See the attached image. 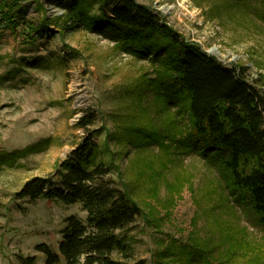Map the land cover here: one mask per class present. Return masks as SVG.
<instances>
[{
	"label": "rangeland",
	"instance_id": "rangeland-1",
	"mask_svg": "<svg viewBox=\"0 0 264 264\" xmlns=\"http://www.w3.org/2000/svg\"><path fill=\"white\" fill-rule=\"evenodd\" d=\"M69 1L41 0L40 10L29 0L27 18L62 16ZM86 1L95 10L100 3ZM135 1L226 68L247 67L250 83L264 80V0ZM51 30L25 45L18 33L0 28V264H19L18 255H37L45 264L35 248L47 244L57 252L66 220L85 222L79 204L15 196L27 181L55 173L85 135L77 128L84 118L92 121L88 130L96 132L100 158L111 168L108 178L143 211L124 232L132 257L115 253V260L165 264L196 244L216 264H264V227L249 200L233 191L211 154L180 144L190 133L188 119L173 128L176 141L164 139L167 146L157 139L165 128H138L169 122L175 111L160 115L150 94L141 101L131 97L155 78L150 59L118 49L84 24ZM139 132L153 136L146 147L129 141L128 133ZM5 154L17 159L8 164ZM233 250L237 255L228 257Z\"/></svg>",
	"mask_w": 264,
	"mask_h": 264
},
{
	"label": "trees",
	"instance_id": "trees-1",
	"mask_svg": "<svg viewBox=\"0 0 264 264\" xmlns=\"http://www.w3.org/2000/svg\"><path fill=\"white\" fill-rule=\"evenodd\" d=\"M28 1L0 0V28L18 33L25 45L51 35L52 26L73 21L113 40L118 49L150 59L155 78L142 82L131 97L141 101L150 94L160 115H171L174 106L175 111L169 122L158 120L154 126L138 128H165L157 139L167 146L164 139L176 141L179 130L175 134L173 128H181L186 117L190 133L180 144L218 160L233 191L249 200L264 227V80L258 81L262 86L250 83L247 67L226 68L185 41L159 13L135 0H99L96 10L91 3L86 7V0H70L62 16L43 15L37 20L27 18L32 5ZM34 1L44 10L41 0ZM91 124L90 118L77 124L85 135L52 176L27 181L15 195L31 202L44 198L68 206L79 204L87 213L85 222L76 217L66 220L57 252L47 244L35 248L44 255L45 264H122L113 258L115 253L132 257V240L124 232L143 211L126 189L108 178L111 168L100 158L96 132L88 130ZM128 137L136 147H146L153 139L150 132L128 133ZM16 159L4 155L8 164ZM191 247L165 264H216L199 245ZM228 254L231 258L237 252ZM17 261L38 264V257L18 255Z\"/></svg>",
	"mask_w": 264,
	"mask_h": 264
}]
</instances>
